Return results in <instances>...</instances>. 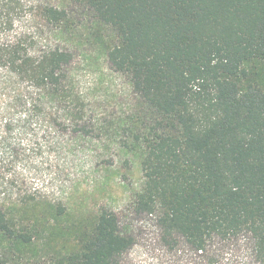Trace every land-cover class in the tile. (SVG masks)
<instances>
[{"label": "trees", "instance_id": "1", "mask_svg": "<svg viewBox=\"0 0 264 264\" xmlns=\"http://www.w3.org/2000/svg\"><path fill=\"white\" fill-rule=\"evenodd\" d=\"M64 3V4H63ZM71 7L90 35L70 39ZM26 14L0 0V264H122L136 244L118 214L99 210L71 251L38 254L25 221L22 138L93 137L71 64L91 41L128 84L120 147L142 177L127 209L154 220L168 251L193 264H264V0H63ZM50 26L19 28L23 17ZM37 131V132H36Z\"/></svg>", "mask_w": 264, "mask_h": 264}, {"label": "rangeland", "instance_id": "2", "mask_svg": "<svg viewBox=\"0 0 264 264\" xmlns=\"http://www.w3.org/2000/svg\"><path fill=\"white\" fill-rule=\"evenodd\" d=\"M26 14L36 13L44 4L63 0H17ZM64 4V3H63ZM70 36L82 43L90 35V16L71 7ZM37 27L45 38L50 30L43 20L21 18L19 28ZM71 64L72 75L86 110L92 117L89 125L93 137L71 133L47 134L22 138L30 161L17 170L24 181L22 190H36L37 197L27 209L28 223H36L40 236L35 238L36 253L68 252L78 245V237L90 229L102 208L116 212L123 226L130 227L136 244L122 259V264H193L194 255L186 248L166 250L157 239L154 220L137 218L128 213L131 193L138 188L142 173L120 143L122 131L118 117L129 100L128 84L119 74L110 71L100 49L87 41L79 44Z\"/></svg>", "mask_w": 264, "mask_h": 264}]
</instances>
